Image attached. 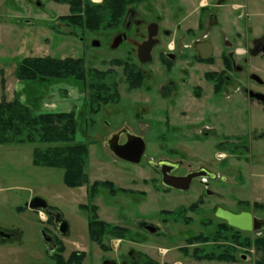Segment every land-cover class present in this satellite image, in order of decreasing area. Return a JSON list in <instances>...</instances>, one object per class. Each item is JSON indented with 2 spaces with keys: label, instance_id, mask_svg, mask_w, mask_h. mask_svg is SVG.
<instances>
[{
  "label": "rangeland",
  "instance_id": "1",
  "mask_svg": "<svg viewBox=\"0 0 264 264\" xmlns=\"http://www.w3.org/2000/svg\"><path fill=\"white\" fill-rule=\"evenodd\" d=\"M87 1L93 6L102 3V0ZM190 1L149 0L148 4L130 7L136 13L135 18L141 21L137 32H127L131 42L135 40L140 43L146 37V26L157 23L158 18L157 39L160 43L153 50L151 63L142 66L137 62L135 49L130 42H121L117 48H111L114 38L122 33L124 23L115 29L91 32L58 21L59 17L68 15L65 4L49 0H0V5L7 11L3 21L11 34L8 47L4 48V59L0 61L4 70L0 71V101L4 98L11 102L15 94L26 91V95L20 94L19 100L26 105L39 100L36 114L73 113L77 122L74 142L85 144L88 149L84 167L88 184L71 189L62 182L63 170L33 163L34 149L46 145H0V231L14 232L19 237L10 243L0 241V264H55L42 238L46 224L41 219L45 220L46 216L27 207L35 197L60 211L69 222L70 237L61 238L65 250L62 258L67 259L72 252L87 253L82 264H101L97 247L87 238L86 213L81 210L85 205H96L101 220L126 226L132 232L140 219L158 221L163 217L159 214L161 210L179 213L202 200L203 204L196 211L187 212L186 215L191 218L189 225L183 224L177 213L168 219L169 222L173 219L177 221L176 225H169V231H172L170 243L173 245L198 233L211 235L215 222H218L212 215V207L233 214L248 211L264 220V212L247 208L253 202L264 203V107L254 108L239 92L231 90L212 100L216 119H199L193 124H186L183 120H175L172 117L175 111L172 110L169 112L170 124L166 125L163 122L166 114L161 113L164 101L155 93L153 98L144 93L148 88L156 91L171 80L178 91H189L191 97L192 86L180 85L182 76L179 73L183 64L178 62L193 53L182 48L189 43L188 38L183 39L184 30L195 28L197 20V11L191 14L196 6ZM224 4L245 5L246 8L239 12L248 16L247 26L253 30L252 35L258 37L264 33V0H224ZM229 13L227 8L218 11L219 25L209 30V42L214 49V69L218 68L219 55L224 51L221 41L223 34L229 39L233 50L238 47L234 30L228 23L222 22L225 20L222 17ZM166 31L169 36L164 35ZM94 41L99 42L98 47L92 46ZM172 41L175 50L180 49L186 56L176 52L177 62H171L174 68L169 75L163 71L158 58L169 51L167 45ZM31 57L82 59L87 73L93 70L107 74L105 83L116 85L118 102L89 105V91L70 80L47 85L39 91L36 88L34 91V87L24 88V84L15 77V71L23 59ZM126 62L132 63L144 75L142 88H128L124 76ZM247 68L251 72L262 70L259 76L264 81L262 58L255 57ZM207 69L211 68L201 65L197 77H201ZM1 80L4 83L2 86ZM87 80H90V76ZM149 99L154 100L153 107L142 112L145 105L142 102ZM96 110V113H92ZM185 110L186 107L178 105L174 114L178 116V112ZM134 114H139V120L148 125L145 131L133 121ZM126 124L133 134L143 136L145 150L138 165L116 158L106 147L110 136ZM205 125L213 128L214 132L209 136H200L197 131ZM227 133L243 138L228 142L224 137ZM219 152L226 157L221 154L219 157L223 159L219 160ZM158 158L176 162L182 170L204 169L210 176L217 174V177L208 179L206 189L199 181H194L186 192L154 188L150 179L158 182L159 178L153 172L152 161ZM104 181L111 182L116 189L132 192L110 194L101 188L89 200L88 187L94 182ZM210 219L214 220L211 226H204L203 223ZM158 247L170 246L155 244V250ZM240 253L236 254L237 264H249L239 258ZM198 264L226 263L211 261Z\"/></svg>",
  "mask_w": 264,
  "mask_h": 264
},
{
  "label": "flooded vegetation",
  "instance_id": "2",
  "mask_svg": "<svg viewBox=\"0 0 264 264\" xmlns=\"http://www.w3.org/2000/svg\"><path fill=\"white\" fill-rule=\"evenodd\" d=\"M201 1H204L205 5H201L200 4ZM222 8L225 9L227 8L230 11L228 15L222 17V19H225L222 22L224 24L228 23L229 27L234 30V35L236 41L238 42V47L233 50L232 44L230 43L229 39L223 34L221 37V41L224 47V51H222L219 55L218 68L214 69L212 68L215 65L214 55H213L214 49H213V45L209 42V30L218 27L219 16L216 13L220 11ZM243 8L244 9L246 8V6L243 4H231L229 6L225 5L224 0H198L196 2V9H195L197 11V20L195 23V28H188L184 30L183 39L188 38L189 43H186L182 46L183 49L192 50L193 53L189 56H186V54L180 49L175 50V44L174 41H172L169 42L167 45L169 51H166L163 54L162 58L159 56L158 58L159 64L163 66V71L169 75L171 74V71L174 68V65H172L171 62L172 61L177 62L176 52H178L180 56H186L183 57L180 61H178V62H182L181 64H183V67L180 70L181 72L179 73L180 76H182L180 85L192 86L191 97L189 95V91H178L177 85L175 84L174 81L171 80L168 81L166 85L163 84L156 91H151V88H148L146 89V91H144V93H146V95L149 98H153V93H155L157 94L159 99L164 101L163 108L161 110V113L164 112L166 114L165 118H164L165 115L163 116L164 124L166 125L170 124L169 112L173 110L175 111L174 113H176L177 112L176 109L178 105H182L183 107H186V110L184 112H178L179 113L178 116L173 113L172 117L175 120H183L186 124H193L199 119L200 120H205L207 118L209 120L216 119L217 118L216 110L214 105L212 104L213 103L212 100L217 95L227 94V92L231 90H235L239 92L243 96V99L248 101L250 105L253 106L254 108H260L261 106L264 107V81L259 76V72H262V70L256 69L255 71L251 72L247 68L248 64L255 57H260L262 58V60H264V33H262L258 37H254L252 35L253 30L247 26L248 16L244 12H239ZM135 15H136L135 11L129 8L126 18L123 21L124 26L122 27L123 29L122 33H120L118 36H122V35L126 36L125 40H123L122 42L125 43L130 42L132 44V46L135 49L134 50L135 58L137 62L140 63L137 59L136 45L141 44L142 42H145L147 40V28L149 25L156 24L158 27L157 24L158 18L156 20L157 23H150L146 26V37L142 39L140 43H138L135 40L134 41L132 40L131 42L127 36V32H131V30H133V32L135 31L137 32L138 27L140 26L141 21L137 20L135 18L136 17ZM158 33H159V27H158ZM164 33H165L164 35L169 36V32L166 31ZM159 43L153 48V50L159 45ZM207 43L211 44L212 51L209 58L205 60L203 59V57L207 55L205 50V44ZM169 56H173L174 58L171 59ZM235 57H238L239 59H235ZM140 65L143 66L145 64L140 63ZM201 65H204L205 67L208 68L210 67L211 69L205 70L202 73L201 77H197L198 73H200ZM142 103L145 104L142 106V112H143V110H149V107H153L152 105L154 104V100L149 99L148 101L145 102L143 101ZM137 107L141 108L139 106ZM134 115L135 116L133 118V121L136 122V125L139 126L141 125L145 131L148 125L145 122L139 120V114H134ZM127 125L128 124L123 125L116 133H114V134H118L119 132L124 131L119 136V144H123L126 141L125 132L137 136L130 131L129 129L130 126ZM197 132L200 136H209L211 135V133L214 132V129L208 125H205L202 128L198 129ZM140 137H142L143 139V136ZM224 137L226 138L225 140L228 142L229 140L236 141L243 138L239 135L229 134V133L225 134ZM219 154H223L224 158L226 157V155L223 152H219ZM155 162L169 165L168 167L166 166L162 168L163 172H165L166 175L169 176L171 175L176 177H186L194 172L200 171V170L195 171L189 169L182 170L181 166L178 163L176 162L174 163L165 158L162 159L158 158L156 161L154 160L152 161L153 164H156ZM172 167H175V169L169 172L168 169L169 168L171 169ZM153 172L159 178L158 182L155 181L154 178L150 179V183L153 185V187L154 188L160 187L164 191L171 190V188L165 187L163 185L162 174L160 173V171H158L153 167ZM214 176L217 177V174ZM194 181H199V183L203 185L204 189L208 187V180H206V182L203 184V182H201V179L196 178L191 181L189 188ZM126 191L132 192L130 190H126ZM182 192H186V191H182ZM207 194L211 195V193L209 192H207ZM202 204L203 201L198 200L196 203H192L188 207L182 209L179 213L169 210H161L159 214L163 216L162 218H160L158 221H155V219H151V220L140 219L135 223L134 225L135 230L132 232L126 226H122L119 224H111L101 220L97 213L98 219L100 221L110 224L111 226L116 227L118 229L125 230V233H120L123 235L117 238L105 237L103 239L102 246L91 242L88 238V235L87 238L92 244H94L97 247L98 260H100L101 264H198L201 262H211V261H198L193 257V255L196 253V251L199 250V248H204L206 252H210L213 249V247L217 245V242H213V241L206 240L204 242H201L202 238H206V237L211 238L212 235L215 233V230L209 236L204 235L202 233L189 236L185 238L183 242L178 245H173V243H170L172 231H169V225L170 224L176 225L177 221L176 220L174 221L173 219L172 222H169L168 219L170 217L171 218L175 217L177 213L179 217L182 218V223L185 225H189L191 222V218L186 215L187 212L196 211L199 208V206H201ZM47 206L49 211L53 213V215H50L48 213H43L46 216V219L43 220L42 222L46 224V229L44 232H42V238L44 233L46 236L45 238L47 240V242H45V239H43L45 249L46 251H48V253H50V258L54 261L53 256L56 254L60 253V256L62 258V254L64 253L65 250L61 238L67 239L68 237H70V224L67 220H65V218L62 216L60 211L49 206L48 204ZM217 210H219L217 209V207L211 208L213 217L215 218L216 221L218 220V222H215V228L219 222H225L218 218ZM243 212H248V211H243ZM55 214L57 215L59 214L60 215L59 218L68 223V230L66 235L64 236L61 235L60 233L58 227L59 219ZM84 217H86L87 219V215H85ZM212 222H214V220L210 219L208 221H205L203 224L204 226H208V225L211 226ZM263 231L264 230H260L259 232H243V233L252 236L251 241L253 243L255 239L253 237L259 233H262ZM4 233L9 235L10 237L7 239H3L0 237L1 243H10L19 239L18 235H16L14 232H4ZM155 244H165V245H169L170 247L169 248L158 247L155 250L154 248ZM251 248L252 245L250 249L246 250L245 254L240 253L239 258L241 260H244L245 262H248L249 258H251V253H252ZM60 249H62V252L59 251ZM72 253H78V254L83 253L84 259L86 258V254H87L84 252L81 253L72 252ZM69 256L67 257V259L62 258L63 262L61 263H56L55 261V264H65ZM236 259H237V255H236ZM223 263L237 264V261L230 263L229 262H223Z\"/></svg>",
  "mask_w": 264,
  "mask_h": 264
},
{
  "label": "trees",
  "instance_id": "3",
  "mask_svg": "<svg viewBox=\"0 0 264 264\" xmlns=\"http://www.w3.org/2000/svg\"><path fill=\"white\" fill-rule=\"evenodd\" d=\"M56 4L68 6V15L59 17L58 21L68 26L85 29L91 32L100 29L117 28L126 18L132 6L145 5L149 0H102L98 6L91 5L87 0H49ZM170 1V0H168ZM125 81L130 90L143 86L144 75L130 63H125ZM128 65V66H127ZM105 73L86 72L82 59H55L51 57H31L23 59L16 67L15 77L24 84V88L34 87L39 91L47 85L70 80L89 91V105H106L118 102L116 85L105 83ZM88 76L90 80L88 81ZM1 80V86L3 85ZM23 94V93H20ZM20 94H15L11 102L4 98L0 101V145L38 143L46 145L33 151V163L63 170L62 182L67 188H80L88 184L85 174V160L88 156L87 145L74 142L77 122L73 113L36 114L39 100L22 104ZM26 95V91L24 94ZM98 110V109H97ZM92 111V113H96ZM110 194L127 193L124 189H116L111 182H94L87 190L91 200L101 189ZM247 208L256 212H264V204L252 203ZM87 215V235L91 242L102 246L105 237L117 238L125 233L98 219L97 207L85 205L81 208ZM217 242L210 252L199 248L193 257L198 261L235 262L236 254L250 249L252 245L249 234L243 233L225 222H219L211 238L204 241ZM225 243V244H223ZM62 252V249L59 250ZM56 263L63 262L59 254L53 256ZM84 254H70L65 264H81Z\"/></svg>",
  "mask_w": 264,
  "mask_h": 264
},
{
  "label": "water",
  "instance_id": "4",
  "mask_svg": "<svg viewBox=\"0 0 264 264\" xmlns=\"http://www.w3.org/2000/svg\"><path fill=\"white\" fill-rule=\"evenodd\" d=\"M158 34V27L156 24H151L147 28V40L145 42H142L141 44L136 45V53H137V59L141 64H147L152 61V51L153 48L159 43L158 39L156 38ZM126 36H118L114 38L112 41L111 48L115 49L118 47V45L125 40ZM93 47H98L99 42L94 41L92 43ZM205 50L206 54L203 59H208L211 55L212 47L211 44L207 43L205 44ZM171 59H173V56H169ZM124 132V131H123ZM112 135L107 141H106V147L108 150L115 156L116 158L123 160L127 163L138 165L141 161V158L143 156L144 150H145V144L143 142L142 137L140 136H134L129 133L125 132L126 141L123 144H119V136L121 133ZM168 167L169 165L156 163L153 164V167L160 171L162 174V183L165 187L171 188V189H177L180 191H187L189 189V185L193 179H198L200 177L209 176L207 172L204 170H200L197 172L192 173L189 176L186 177H176V176H169L166 175L165 172H163V167ZM175 169V167L169 168L168 171ZM28 209L32 211H40L43 213H48L50 215H53L48 209L47 203L38 197L33 198L27 205ZM57 215V214H55ZM217 216L219 219L225 221L228 226L233 227L239 231L242 232H257L260 230H264V221L260 220L258 218H255L251 215V213L243 212L239 214H233L227 211L223 210H217ZM59 219V230L61 235H66L68 230V223L64 220H61L59 217L60 215H57ZM0 237L3 239H7L10 236L5 234L3 231H0ZM45 234L43 233V239H45V242H47L45 238Z\"/></svg>",
  "mask_w": 264,
  "mask_h": 264
},
{
  "label": "crops",
  "instance_id": "5",
  "mask_svg": "<svg viewBox=\"0 0 264 264\" xmlns=\"http://www.w3.org/2000/svg\"><path fill=\"white\" fill-rule=\"evenodd\" d=\"M190 3L196 6V0L190 1ZM201 5H205L204 1L200 2ZM193 5V6H194ZM237 7V6H235ZM5 9L2 5H0V61L4 59V48L8 47L10 38V32L7 29L5 22L3 21L5 14ZM195 12V8L191 11V14ZM10 26V25H9ZM13 39V38H12ZM2 62H0L1 64ZM0 71L4 72L3 68L0 66ZM6 91V90H5ZM8 91V88H7ZM253 238L254 241L252 243V253L251 258L247 263L249 264H264V231L262 233L257 234Z\"/></svg>",
  "mask_w": 264,
  "mask_h": 264
}]
</instances>
